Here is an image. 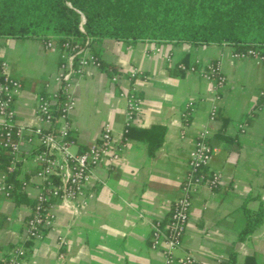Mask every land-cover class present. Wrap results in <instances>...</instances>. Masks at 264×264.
Wrapping results in <instances>:
<instances>
[{"label":"crops","instance_id":"0c3cea01","mask_svg":"<svg viewBox=\"0 0 264 264\" xmlns=\"http://www.w3.org/2000/svg\"><path fill=\"white\" fill-rule=\"evenodd\" d=\"M89 49L101 65L72 80V150L96 141L105 123L116 139L122 136L128 93L140 99L141 109L121 161L94 171L77 213L56 208L53 228L26 244L22 264H164L161 247H150L151 223L168 221L203 129L212 147L208 169L218 171L222 183L194 193L174 254L190 253L201 264H245L250 257L247 264H264V62L233 58L226 43L105 38ZM61 52L42 38L0 36V58L22 85L15 100L18 124H35L36 98L56 88ZM213 61L226 77L216 93L198 72ZM181 63L196 71L180 69ZM5 161L0 159V176ZM35 187L31 179L25 192L0 198V259L23 242Z\"/></svg>","mask_w":264,"mask_h":264},{"label":"built area","instance_id":"2783aa9c","mask_svg":"<svg viewBox=\"0 0 264 264\" xmlns=\"http://www.w3.org/2000/svg\"><path fill=\"white\" fill-rule=\"evenodd\" d=\"M80 30L83 31L82 27ZM42 39L48 48L61 44L62 52L56 88L36 98L34 125L16 122L15 100L22 85L9 74L7 62L0 58V158L5 153L7 159L4 173L0 176V198H11L16 192L23 193L31 184V179L36 182L35 203L25 222L23 242H16L0 259V264H22L26 244L35 242L45 230L53 228L57 207L77 213L80 204L87 202V186L94 171L103 164L111 168L121 161L129 128L141 109L140 99L133 92L128 93L122 136L116 139L111 124L105 123L96 141L83 150L73 151L74 142L70 137V114L75 107L72 80L76 75H82L86 67L100 66L101 61L90 51L89 40L80 44L70 39L61 43L52 37ZM228 45L232 48L233 58L264 62V45L252 44L244 49ZM178 67L184 71H196L195 66L186 67L182 63ZM198 72L211 80L214 93L225 83L226 77L218 61L208 63ZM134 75L135 72H132L131 76ZM192 105L191 102L187 105L188 110L183 113L185 118ZM214 115L213 110L211 117ZM209 136L207 129L201 130L189 152L180 195L173 203L168 221L157 219L151 223L150 247H161L164 264H201L190 253L178 258L174 252L185 233L194 193L199 188L212 192L222 183L221 174L208 169L212 152L207 141ZM28 159L35 166L34 170L26 165ZM9 173L14 174L15 181L7 180Z\"/></svg>","mask_w":264,"mask_h":264},{"label":"trees","instance_id":"16d2710c","mask_svg":"<svg viewBox=\"0 0 264 264\" xmlns=\"http://www.w3.org/2000/svg\"><path fill=\"white\" fill-rule=\"evenodd\" d=\"M0 36L89 40V47L110 38L244 49L264 45V0H0ZM6 178L15 181L14 174Z\"/></svg>","mask_w":264,"mask_h":264}]
</instances>
